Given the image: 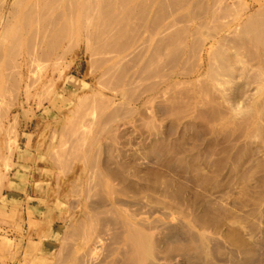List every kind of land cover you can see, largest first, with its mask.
Segmentation results:
<instances>
[{"label": "rangeland", "instance_id": "1", "mask_svg": "<svg viewBox=\"0 0 264 264\" xmlns=\"http://www.w3.org/2000/svg\"><path fill=\"white\" fill-rule=\"evenodd\" d=\"M0 264H264V0H0Z\"/></svg>", "mask_w": 264, "mask_h": 264}]
</instances>
